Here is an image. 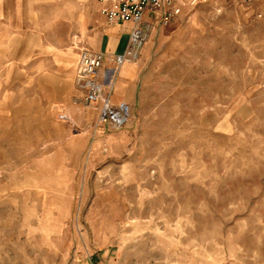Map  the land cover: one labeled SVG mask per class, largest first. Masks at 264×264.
Returning a JSON list of instances; mask_svg holds the SVG:
<instances>
[{"label":"rangeland","instance_id":"rangeland-1","mask_svg":"<svg viewBox=\"0 0 264 264\" xmlns=\"http://www.w3.org/2000/svg\"><path fill=\"white\" fill-rule=\"evenodd\" d=\"M174 3L122 128L78 84L99 6L0 64V264H264V0Z\"/></svg>","mask_w":264,"mask_h":264},{"label":"crops","instance_id":"crops-1","mask_svg":"<svg viewBox=\"0 0 264 264\" xmlns=\"http://www.w3.org/2000/svg\"><path fill=\"white\" fill-rule=\"evenodd\" d=\"M83 1L85 4L89 1L87 16L96 13L98 6L101 11L99 0H0V64L27 66L35 59L47 61L51 46L50 39L44 34L50 32L49 17H59L61 9L72 8L81 16ZM51 7L58 12L51 13ZM131 26L130 23L107 26L101 43L95 49L106 55L101 73L104 84L101 102L113 105L126 103L133 111L137 102L139 68L132 63L120 67L114 63V56L126 49Z\"/></svg>","mask_w":264,"mask_h":264},{"label":"built area","instance_id":"built-area-1","mask_svg":"<svg viewBox=\"0 0 264 264\" xmlns=\"http://www.w3.org/2000/svg\"><path fill=\"white\" fill-rule=\"evenodd\" d=\"M100 2L102 13L110 25L126 23L132 25L125 51L114 56L117 67L139 60L154 26L158 23L168 24L179 12L174 0H100ZM150 16L152 19H149ZM105 59V53L90 49H84L80 54L78 84L84 90L89 103L97 102L104 90L100 75ZM129 115L130 110L126 103L119 106L106 103L101 108V122L111 124L117 129L126 124Z\"/></svg>","mask_w":264,"mask_h":264}]
</instances>
